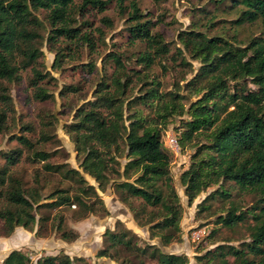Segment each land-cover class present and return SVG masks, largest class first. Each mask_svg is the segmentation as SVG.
Wrapping results in <instances>:
<instances>
[{
  "label": "trees",
  "instance_id": "obj_1",
  "mask_svg": "<svg viewBox=\"0 0 264 264\" xmlns=\"http://www.w3.org/2000/svg\"><path fill=\"white\" fill-rule=\"evenodd\" d=\"M111 1L81 0L77 5L75 0H0V134L10 132L15 113L10 86L22 80V73L31 74L27 83L34 100L45 102L52 98L42 85L46 74L38 67L45 27L34 13L45 14L50 45L56 46L61 38L66 42L54 50L58 66L71 45L94 47L90 35L77 26L76 15L88 10L103 13ZM151 1L159 4L165 0ZM114 2L118 14L126 16L129 43L141 48L131 58L122 59L115 52L107 55L105 61L115 65L113 73L97 83L93 100L79 107L73 122L65 127L82 158V172L97 183L101 192L112 181L118 201L126 205L139 227H148L152 238H160L164 246L180 242L183 210L170 174L171 156L162 144L163 129L172 119L180 118L178 144L182 149L187 144L195 148L190 165L181 176L188 204L217 187L203 200L206 203L221 199L227 203L224 214L217 216L216 225L231 232L240 227L248 235L238 246L220 244L195 260L198 264H264V38H252L243 47L222 34L208 35L197 29L180 31L177 39L182 50L176 48L171 55L162 35L154 31L158 22L140 11L138 0ZM234 2L235 6L240 5L233 21L235 26L264 22V0ZM102 20L110 25L109 18ZM184 53L200 65L185 90L189 96H201L187 108L182 101L189 96L179 94L181 88L176 83L173 85L177 90L161 91V82L148 74L155 66L167 71L165 61L170 58L174 65L178 61L177 65L185 67ZM132 59L143 70L142 75L127 68L125 62ZM134 82L140 83L141 88L137 96L129 99ZM248 84L255 89H249ZM74 91L73 86L65 87L61 95ZM141 107L151 116L144 115ZM185 115L188 120L182 119ZM54 121L51 115L46 121L41 118L44 130H40L37 141L27 137L26 133L34 130L24 124L20 134L11 137L18 146L0 151V237H9L17 227L32 231L36 225V235L42 236L50 221L46 213L62 207L76 206L79 217L99 211L108 214L96 189L86 183L79 171L51 163L53 153L38 147L45 141L55 142ZM201 138L206 139L204 144H199ZM124 154L127 161L120 172L118 158ZM24 163L34 167L31 180ZM54 176L61 181L51 185ZM112 176L118 179L113 180ZM226 184L227 189L223 188ZM48 185L52 187L47 191ZM233 195H250L254 200L244 208L231 199ZM203 203L198 205L201 211L208 209ZM54 219V229L60 237L74 240L76 235L66 229L62 216L56 214ZM215 233L213 230L210 235ZM104 236L108 245L96 257L121 260L123 264H144L145 259L157 264H188L186 256L164 254L150 245L137 246L127 230L106 231ZM122 253L127 258L119 256ZM83 261L60 252L33 263L20 250H13L1 264Z\"/></svg>",
  "mask_w": 264,
  "mask_h": 264
},
{
  "label": "rangeland",
  "instance_id": "obj_2",
  "mask_svg": "<svg viewBox=\"0 0 264 264\" xmlns=\"http://www.w3.org/2000/svg\"><path fill=\"white\" fill-rule=\"evenodd\" d=\"M165 0L156 4L151 0H138V6L143 14L150 17L151 20L157 21L158 24L154 31L159 32L164 41L168 44L170 54L176 52V48L182 50L177 39L180 31H188L197 29L206 32L208 35L222 34L227 40L247 46L252 38H264V22L257 21L254 24H243L235 26L233 21L237 18L240 5H234L235 0ZM81 0H75L79 5ZM36 18L43 24L42 41L39 46L41 57L38 59V67L46 74L45 80L42 82L43 88L51 94L52 98L45 102L36 101L32 97V91L28 87L27 78L31 76L30 72L22 73V80L17 84L10 86V96L13 102L15 113L10 121V132L0 134V151H6L17 147L16 141L11 137L20 134V129L24 124L33 127V133H26L27 137L37 141L42 130L41 118L45 121L48 115L55 118L53 122V137L55 142L45 141L38 147L48 153H53L50 162L53 164H65L68 168L75 169L80 172L88 185L96 189L98 196L103 201L104 208L108 214L105 216L102 211L96 214H87L84 217L78 216V208L76 206L62 207L57 210L50 211V221L47 223V231L42 236L36 235L38 226L36 225L32 231L17 227L9 237H0V264L4 258L13 250H20L26 254L30 260L35 263L37 259L44 256H54L60 252L67 254L71 259L82 258L84 261L80 264H123L116 259L96 257L98 251L107 247L104 233L106 231L118 232V230H127L133 236V241L137 246L144 247L146 245L154 246L164 254H172L177 256H186L188 264H198L195 260L196 256L204 255L208 250L213 249L220 244H229L238 246L243 240H247V232L243 228H237L234 231H228L216 225L215 220L220 214H224L227 203L221 199L209 200L203 203V200L215 190L217 187L201 193L192 204H188L187 198L184 196V185L182 182V174L190 165V157L194 153L195 148L191 144H187L183 149L178 144V138L182 132L180 118H174L167 124L162 131V144L171 156L170 174L173 180V186L179 196L182 206L181 241L164 246L160 238H152L148 227H139L133 219L132 213L126 205L118 201L114 194L111 184H108L104 192L97 189V183L87 174L82 172L80 168L81 156L75 151V145L66 132V125L73 122L75 111L88 101L93 100L94 91L97 83L104 78L107 80L113 73L115 65L112 62L105 61L108 54L118 53L122 59L131 58V54L140 50V45L132 46L129 43L127 32L125 29V18L118 14L115 2L112 0L103 13L93 10L82 12L76 15L77 26L90 35L94 47L71 45L69 50H65L66 54L63 61L57 66L55 65V48L65 46V41L59 39L56 46L48 43V24L43 12H35ZM109 18L110 25L106 24L102 18ZM87 25H86V24ZM85 24V25H83ZM187 65L182 67L172 58L165 61L167 71L162 70L159 66H155L148 73L150 77L155 76L162 84L161 91H173L177 88L173 85L176 83L181 89L178 90L181 95H188L185 85L199 69L197 60H193L184 53ZM129 70L134 69L142 75L143 70L137 66L134 59L125 62ZM92 65V66H89ZM73 86L76 91L61 95L65 87ZM141 84L134 82L128 98L131 99L139 94ZM249 89H255L248 84ZM200 95L189 96L188 99L182 101L185 108L191 102L196 101ZM144 115L151 116L147 109L141 107ZM126 116V112H125ZM182 119L188 120L185 115ZM44 130V129H43ZM51 134V133H50ZM205 138L199 140V144H204ZM1 161V160H0ZM125 154L118 158L120 164L119 171H122L126 163ZM26 170L28 180H31V171L34 168L29 163L23 164ZM38 166V165H37ZM113 180H117L116 176H112ZM60 177L54 176L53 185L59 181ZM61 181V180H60ZM66 185L65 182H61ZM52 187V186H50ZM49 185L46 187L48 191ZM227 189V184L223 186ZM231 190V188L229 189ZM232 194L233 191H232ZM246 208L252 205L254 198L250 195L233 197ZM203 203L207 210L201 211L199 204ZM138 205V201L134 202ZM61 215L64 225L69 232L76 235L74 240L65 241L60 234L54 229L56 224L55 215ZM213 230L216 232L211 236ZM194 236L197 237H193ZM122 258H127L125 254ZM229 260H231L229 258ZM134 264H138L135 262ZM144 264H157L156 261L145 259Z\"/></svg>",
  "mask_w": 264,
  "mask_h": 264
},
{
  "label": "built area",
  "instance_id": "obj_3",
  "mask_svg": "<svg viewBox=\"0 0 264 264\" xmlns=\"http://www.w3.org/2000/svg\"><path fill=\"white\" fill-rule=\"evenodd\" d=\"M195 233H193V237H197V236H194Z\"/></svg>",
  "mask_w": 264,
  "mask_h": 264
}]
</instances>
